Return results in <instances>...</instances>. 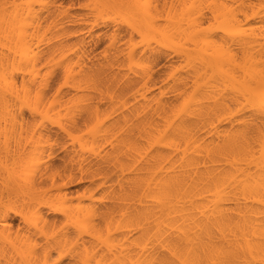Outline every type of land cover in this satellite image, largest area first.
<instances>
[{
  "label": "bare ground",
  "instance_id": "bare-ground-1",
  "mask_svg": "<svg viewBox=\"0 0 264 264\" xmlns=\"http://www.w3.org/2000/svg\"><path fill=\"white\" fill-rule=\"evenodd\" d=\"M5 1L0 264H264V0H92L138 39L95 61Z\"/></svg>",
  "mask_w": 264,
  "mask_h": 264
},
{
  "label": "rangeland",
  "instance_id": "rangeland-1",
  "mask_svg": "<svg viewBox=\"0 0 264 264\" xmlns=\"http://www.w3.org/2000/svg\"><path fill=\"white\" fill-rule=\"evenodd\" d=\"M15 1V0H13ZM19 1V0H18ZM16 0V2H18ZM23 1V0H20ZM54 1V0H53ZM5 2H12V0H6ZM16 2H12L16 3ZM91 2V3H90ZM92 0H56V4L59 5V18H63L64 26L68 32H77L78 35L72 36L71 41H76V37H84V45L86 47V51L88 54V58L93 61L97 60L99 57L100 60L107 55L118 54L121 52L128 51L129 44L137 42V38H132L130 34V30L124 26V24L118 22L119 20H111L108 17L102 15V17H98L97 9H93L94 5H92ZM36 14L41 18V22L44 20L46 15V11L44 7H36ZM39 14H38V13ZM41 13V15H40ZM98 22L96 26L91 28V23ZM115 23V24H114ZM120 23V24H118ZM123 25V26H120ZM129 31V32H128ZM130 34V35H129ZM132 38V39H131ZM133 40V41H132ZM128 47V48H127ZM6 50V49H5ZM107 54V55H106ZM103 55V56H102ZM102 56V57H101ZM98 59V60H99ZM167 67L165 58H160L158 62L154 65V71L156 82L159 84L160 80L163 78V71ZM116 71V70H115ZM60 72V71H58ZM61 73V72H60ZM158 73V74H157ZM60 75V76H59ZM60 77V78H59ZM61 81V74L55 73L54 77H51V85L55 84V82ZM56 84H59L60 82ZM159 82V83H158ZM53 85L52 87H54ZM63 140H61L62 142ZM64 142V141H63ZM61 148H57L55 164H62L63 162V145L60 144ZM61 149V150H60ZM84 184V183H83ZM83 184L79 181L72 182L70 184L71 190H81L83 188ZM15 224L18 223L17 218H13Z\"/></svg>",
  "mask_w": 264,
  "mask_h": 264
}]
</instances>
